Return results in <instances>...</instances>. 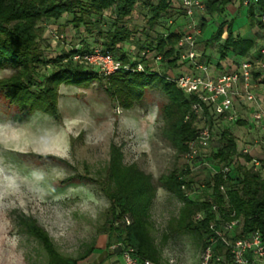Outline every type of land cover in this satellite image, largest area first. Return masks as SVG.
Instances as JSON below:
<instances>
[{
	"label": "trees",
	"instance_id": "1",
	"mask_svg": "<svg viewBox=\"0 0 264 264\" xmlns=\"http://www.w3.org/2000/svg\"><path fill=\"white\" fill-rule=\"evenodd\" d=\"M138 1L0 0V69L13 70L8 77L0 79V91L20 112L41 111L56 119L59 118L57 101L61 84L87 87L91 82L97 81L105 94L123 109L132 108L150 91L160 92L166 99L159 106L164 122L162 134L175 151L184 155L196 141L201 126L206 125L211 132V139L205 150L213 145L212 158L221 164L208 185L210 192L207 198L202 200H193L186 192L193 184L190 170L196 168V164L201 163L205 157L202 151L191 160L192 165L158 176L159 187L176 196L182 203L177 217L179 229L200 237L203 249L208 225L216 220L217 213L212 209V204H215L223 220H240V232L259 231L264 237V176L261 170L250 164L253 159L252 150L249 154L241 152L239 139L233 131V124L242 125L243 121L237 115L235 119L228 120L226 116L216 114L211 104H204L200 112L192 111L191 105L197 99L196 95L182 91L171 78L177 74L174 70L179 63L177 41L189 21L181 3L178 6H173V0H155L149 3L146 28L159 34L151 39L149 36H144L143 40L137 38L131 47L129 42L133 31L127 28L125 22ZM203 1L205 9L199 14L200 17L204 14L210 17L222 14L224 6L229 2ZM258 1L261 5L257 12L252 11L250 0L246 6H249V21L252 22L255 16L260 25L258 15L264 8V0ZM107 10L111 12L113 19L112 28L99 37L100 46L81 41L69 46L67 50L45 56V46H52L51 41L44 37L46 23H56L63 15H70L69 20L73 26H82L87 32H92L97 25L95 17ZM172 24L176 25V29L171 28ZM206 24L205 20H201L197 26L201 33L206 31ZM161 27L164 28L163 32H160ZM208 31L210 34L204 39L198 37L197 43L203 41V49L217 44L218 63L225 58L227 52L243 57L252 47L250 39L241 38L234 33L232 22L225 17ZM223 32L226 35L220 41ZM95 47L110 52L124 67L109 76H102L97 68L72 60L74 53L90 52ZM145 50L162 55L159 68L148 65V60L141 54ZM199 54V61L211 64L209 52L200 51ZM252 57L257 61L264 59L259 53ZM137 63L143 64V70L135 69ZM252 80L255 84H264V69L259 65L252 70ZM252 123L254 124L253 121ZM232 164H236L234 171ZM259 165L264 168V157L260 159ZM223 166H228V172L221 171ZM74 177L96 183L103 196L108 199L112 212L109 234H117L114 242L131 246L141 258L158 263L157 249L147 226L148 210L156 189L152 175L133 163H124L121 148L111 141L103 176L91 177L85 170V174H75ZM71 179L69 177L62 182L66 183ZM221 185L225 188V194L219 190ZM198 212L203 217L197 221L193 217ZM124 215H128L131 222L128 225L115 224ZM18 223L27 234L41 242L47 255V264H77L95 247L92 242L78 256H64L54 248L48 233L35 218L19 215ZM223 248L221 241L216 239L213 244L214 253L221 252Z\"/></svg>",
	"mask_w": 264,
	"mask_h": 264
},
{
	"label": "rangeland",
	"instance_id": "2",
	"mask_svg": "<svg viewBox=\"0 0 264 264\" xmlns=\"http://www.w3.org/2000/svg\"><path fill=\"white\" fill-rule=\"evenodd\" d=\"M153 2L139 0L125 22L133 31L131 47L137 38L151 39L159 34L149 31L145 24L147 5ZM223 11L211 17L195 13L197 26L201 20L207 22L206 31L200 32L199 38H206L208 30L222 17L249 30L246 8L241 9L239 0H229ZM70 18L63 15L56 23H46L44 37L53 46H45L46 57L81 41L100 46L99 37L112 28L113 22L111 12L104 11L95 17L96 28L87 32L82 26H73ZM225 35L223 32L220 41ZM196 48L199 52L203 50V41ZM216 48L217 44L208 50L213 62L217 60ZM231 55L226 53V57ZM149 63L156 69L160 67L151 58ZM181 65L177 63L175 73L183 70ZM12 71L0 69V79ZM58 92L56 119L41 111L20 112L0 91V264H47L41 242L23 230L18 223L19 215L35 218L54 248L64 256H78L101 236L108 243L115 241L117 234H109L112 212L108 199L96 183L74 177L85 174V170L91 177L103 176L111 141L121 148L124 163H133L153 177L156 189L147 226L157 249L158 263L198 264L201 238L179 229L177 217L182 203L157 183L161 174L190 166L162 134L164 122L159 106L165 97L158 91H150L141 102L123 109L105 94L97 81L87 87L61 84ZM237 109L236 115L243 121L242 125L233 124L239 146L251 147V156L260 163L264 157V144L260 143L264 134L252 123L249 106L237 103ZM213 152L211 145L202 151L205 154L202 162L196 168L191 166L193 184L186 192L193 200L207 198L212 176L221 167L212 158ZM235 166H231L233 171ZM258 166L264 176V168ZM69 177L70 181L62 182Z\"/></svg>",
	"mask_w": 264,
	"mask_h": 264
},
{
	"label": "built area",
	"instance_id": "3",
	"mask_svg": "<svg viewBox=\"0 0 264 264\" xmlns=\"http://www.w3.org/2000/svg\"><path fill=\"white\" fill-rule=\"evenodd\" d=\"M249 0H242L243 5H248ZM188 23L183 35L177 41L179 63L188 65V69L172 76L176 85L187 94H195L197 99L191 105L194 112H200L204 104H211L216 114L224 115L228 120L236 117L235 105L241 103L250 107V118L255 126L264 134V105H261V99L255 92L256 84L252 80V70L259 65L264 69V59L257 61L254 57H246L240 60L237 66L232 70H224L219 74L213 75L209 70V65L199 61V51L196 48L199 27L194 20L197 12H203L205 9L203 0H182L181 2ZM259 24L264 33V8L258 15ZM261 58H264V45L258 51ZM142 56L149 58L158 65L162 60L159 53H151L145 50ZM72 60L84 65L97 68L102 76H109L120 68L123 64L115 59L108 51H103L98 47L90 52L74 53ZM152 67V66H151ZM142 63L135 65L136 70H143ZM211 139L209 128L201 126L198 131L196 141L192 143L184 158L191 164V160L205 150ZM264 144V139L260 140ZM251 147L241 148L243 154H249ZM257 167L259 162L253 158L250 163ZM228 166H223L221 171L228 172ZM219 190L225 194L224 186ZM212 209L217 213L216 220L208 225V233L205 239V245L201 251L198 264H258L264 262V237L259 231L240 232V220L233 218L223 220L218 214V208L212 204ZM232 215V213L230 214ZM203 214L198 212L194 215V220L202 219ZM131 219L128 215L122 216L119 222L128 225ZM218 239L224 248L221 252L215 254L213 244ZM110 249H118L122 264H159L137 255L135 249L131 246H125L121 242H113Z\"/></svg>",
	"mask_w": 264,
	"mask_h": 264
},
{
	"label": "crops",
	"instance_id": "4",
	"mask_svg": "<svg viewBox=\"0 0 264 264\" xmlns=\"http://www.w3.org/2000/svg\"><path fill=\"white\" fill-rule=\"evenodd\" d=\"M253 12H257L258 8L260 7L261 3L258 0H250ZM173 6H178L181 3V0H173ZM239 5H241L242 8H246V20L249 22V30L244 28L243 26H235V23L232 22V28L236 35H239L241 38H247L250 39L252 42V47L248 51V53L243 56L239 57L238 55H231L230 57H226L222 60L217 62H213V59L211 57V64L209 65V70L213 75L219 74L224 70H232L234 69L237 64L240 62L241 59L246 57H251L253 54H257L260 47L264 45V33H262L261 26L257 24L255 20V16H253V21L250 22L249 18L247 16V9L249 6H244L241 1L239 0ZM200 13V12H199ZM172 29H176V25H171ZM182 28V27H181ZM209 49H203L201 51H204L205 53H208ZM218 56V55H217ZM241 58V59H239ZM218 63L219 65L216 66ZM180 68H183V70L188 69V65L184 64L181 65ZM179 71V72H181ZM178 72V73H179ZM255 92L258 94L259 98L261 99V105H264V84L258 83L256 84ZM250 109V107H249ZM239 112V109H237ZM113 242L108 243L104 236H101L96 244L92 252L84 259L77 262V264H122L121 256L118 249H110L109 246ZM258 264H264V262H258Z\"/></svg>",
	"mask_w": 264,
	"mask_h": 264
}]
</instances>
